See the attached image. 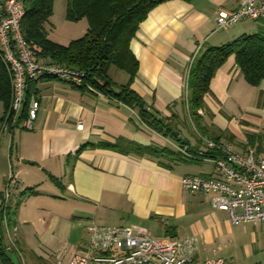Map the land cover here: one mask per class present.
Here are the masks:
<instances>
[{"label": "crops", "instance_id": "0c3cea01", "mask_svg": "<svg viewBox=\"0 0 264 264\" xmlns=\"http://www.w3.org/2000/svg\"><path fill=\"white\" fill-rule=\"evenodd\" d=\"M237 7L236 0H168L149 11L129 42L138 62L130 88L182 140L154 131L136 110L95 89L53 77L29 82L28 98L39 102L31 129L22 127L25 105L11 123L0 102V212L12 169L11 226L31 263L66 264L95 224L139 225L156 238L194 237V264L215 258L264 264V221L232 224L225 210L213 207L210 194L185 191L180 183L184 175L220 177L203 156L188 113L186 80L192 58L206 47L264 29V18L254 20L252 29L239 22L218 29L217 14ZM80 25L59 36L50 21L48 37L66 45L86 31L87 21ZM113 69L112 81L125 84L129 75ZM198 113L200 132L235 152L251 147L264 154V81L249 84L234 55L215 71ZM116 142L118 148L108 146ZM183 146L194 158L180 152ZM3 241L6 246L5 235Z\"/></svg>", "mask_w": 264, "mask_h": 264}, {"label": "built area", "instance_id": "2783aa9c", "mask_svg": "<svg viewBox=\"0 0 264 264\" xmlns=\"http://www.w3.org/2000/svg\"><path fill=\"white\" fill-rule=\"evenodd\" d=\"M238 7L217 14V28L226 29L242 20L264 18V0H236ZM23 16L22 0H0V56L10 74L11 99L5 114L6 121L17 122L16 114L24 105L28 82L39 77H53L75 86H82L85 73L81 70L53 63L39 57L30 49L20 33ZM87 88L92 89L89 85ZM39 102L31 96L22 127L31 129L37 116ZM83 124L79 122L77 128ZM205 150L218 152L210 157L220 177L184 175L182 188L188 192L210 194L213 207L225 210L232 224L264 221V154L248 147L233 151L211 137L198 134ZM185 156L194 158L187 146L179 148ZM16 183L15 172L7 175L2 192L1 211L7 243L5 251H16L25 264L16 243L15 229L7 225L6 212L10 207V188ZM81 248L66 264H194V237H151L139 225H91ZM61 262H58L60 264ZM196 264H225L222 258L207 259Z\"/></svg>", "mask_w": 264, "mask_h": 264}, {"label": "trees", "instance_id": "16d2710c", "mask_svg": "<svg viewBox=\"0 0 264 264\" xmlns=\"http://www.w3.org/2000/svg\"><path fill=\"white\" fill-rule=\"evenodd\" d=\"M23 16L20 21L21 37L27 46L39 57L69 66L85 73L84 85H89L106 96L136 110L140 121L151 129L177 140L179 132L174 126L163 123L152 116L141 97L130 88L137 71L138 62L129 49V42L135 36L139 24L155 6L168 0H66V19L87 21L86 31L79 37L62 45L48 37V25L53 13L55 0H22ZM234 55L244 79L251 85L264 81V29L239 37L219 46H209L192 58L187 74L188 113L200 135V114L204 106V96L209 92L210 80L215 71L230 56ZM126 72L129 79L125 84H116L109 76V68ZM0 56V102L4 115L9 109L11 99V79ZM30 82V81H29ZM25 91L24 118L27 113L28 86ZM150 115V116H149ZM23 117V116H22ZM209 137V136H207ZM213 138V137H211ZM216 140L215 138H213ZM217 141V140H216ZM186 140L182 143L185 144ZM118 148L119 144L108 145ZM152 154L159 151L145 148ZM187 151H190L187 147ZM219 154L205 150L203 156L213 157ZM10 207L6 212L7 225L11 226ZM4 224L0 212V264H13L5 252ZM17 243V240H16Z\"/></svg>", "mask_w": 264, "mask_h": 264}, {"label": "rangeland", "instance_id": "374dc122", "mask_svg": "<svg viewBox=\"0 0 264 264\" xmlns=\"http://www.w3.org/2000/svg\"><path fill=\"white\" fill-rule=\"evenodd\" d=\"M65 14H66V0H55L53 3V13L50 17V21L54 25V28L59 29V31H57V35H59V36L66 34V30L69 29V26H71V24L77 28V27L81 26L80 24H84V21H85V19H82V20H84L83 22L81 21V23H79V25H75L77 23H74V21H70V20L66 19ZM70 22H71V24H70ZM253 22H255V21L246 19V20L239 21L238 25H243V26L247 27V29H252L249 27H251ZM249 31H251V30H247V33ZM113 70H115L119 74H122V72L118 71L116 68H114ZM21 254H22V258L24 259L25 264H38V262L31 263V260L29 259V257H27L28 254H25L22 251H21ZM8 255H9L13 264H21V256H19L16 251H14V250L9 251Z\"/></svg>", "mask_w": 264, "mask_h": 264}, {"label": "water", "instance_id": "95a60500", "mask_svg": "<svg viewBox=\"0 0 264 264\" xmlns=\"http://www.w3.org/2000/svg\"><path fill=\"white\" fill-rule=\"evenodd\" d=\"M178 140H182V138L181 137H178Z\"/></svg>", "mask_w": 264, "mask_h": 264}]
</instances>
